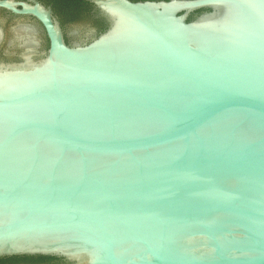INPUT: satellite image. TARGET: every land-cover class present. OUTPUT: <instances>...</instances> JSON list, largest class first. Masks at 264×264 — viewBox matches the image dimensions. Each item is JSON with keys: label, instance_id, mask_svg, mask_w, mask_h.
I'll return each instance as SVG.
<instances>
[{"label": "water", "instance_id": "95a60500", "mask_svg": "<svg viewBox=\"0 0 264 264\" xmlns=\"http://www.w3.org/2000/svg\"><path fill=\"white\" fill-rule=\"evenodd\" d=\"M87 2L0 0V258L264 264V0Z\"/></svg>", "mask_w": 264, "mask_h": 264}, {"label": "flooded vegetation", "instance_id": "af4514ba", "mask_svg": "<svg viewBox=\"0 0 264 264\" xmlns=\"http://www.w3.org/2000/svg\"><path fill=\"white\" fill-rule=\"evenodd\" d=\"M19 1H22V0H19ZM39 2H41L42 4H44L45 6H49L52 10V13L54 16L57 17V20L59 21L60 25H61V28L63 30V34H64V39L67 43H70L73 38H78V40H83L85 38V34L87 33V31H85L83 34H80L78 33L79 35L75 36V37H71V36H68V32L66 31V25L68 22L70 21H76L78 19H84V20H87V22L90 23V26H91V30L94 31V33H98L102 27H105L106 26V23H105V20L103 19V17L92 7V5L87 2V0H82L84 2H87V5L86 7L89 6V9L86 10V8H81L79 10V13L76 14L74 16V14L72 15H69V16H65L64 14H61L60 15L58 14V11L56 12V10L54 9L53 7V4L51 2H47L45 0H38ZM131 1H139V0H131ZM47 45V41L46 39L43 37V41H42V44H41V47L42 48H45ZM54 263H57V264H63L61 263L60 261L58 260H53V261H43V262H28V263H25V262H19V263H16V264H54Z\"/></svg>", "mask_w": 264, "mask_h": 264}, {"label": "trees", "instance_id": "16d2710c", "mask_svg": "<svg viewBox=\"0 0 264 264\" xmlns=\"http://www.w3.org/2000/svg\"><path fill=\"white\" fill-rule=\"evenodd\" d=\"M47 2H51L53 4L54 9L56 12L60 10L61 14H64L65 16H69L79 13V10L81 8H86V10L89 9V6L86 7L87 2H84L82 0H45ZM192 18V15L189 16V19ZM105 27H102L101 30H103ZM100 30V31H101ZM57 260L52 257H46V256H13V257H3L0 258V264H16L19 262H43V261H53Z\"/></svg>", "mask_w": 264, "mask_h": 264}]
</instances>
